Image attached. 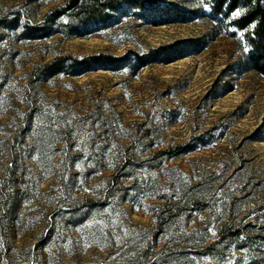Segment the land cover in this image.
Segmentation results:
<instances>
[{"label":"rangeland","instance_id":"obj_1","mask_svg":"<svg viewBox=\"0 0 264 264\" xmlns=\"http://www.w3.org/2000/svg\"><path fill=\"white\" fill-rule=\"evenodd\" d=\"M66 2L0 0V264H264L241 9L115 0L85 20Z\"/></svg>","mask_w":264,"mask_h":264},{"label":"trees","instance_id":"obj_2","mask_svg":"<svg viewBox=\"0 0 264 264\" xmlns=\"http://www.w3.org/2000/svg\"><path fill=\"white\" fill-rule=\"evenodd\" d=\"M114 3L115 0H67L66 5L68 9H72L77 19L98 20L107 16L106 9L113 8ZM136 4L141 5L140 2ZM167 9L170 8L163 7L164 11ZM237 9H241L242 13L234 22L238 29H248L245 37L251 48L245 57V63L264 74V0H213V16L229 15ZM161 21L171 22L175 21V18L165 16ZM137 59L142 64L147 62L140 56ZM58 63L60 61L52 67L51 72L58 67Z\"/></svg>","mask_w":264,"mask_h":264},{"label":"snow or ice","instance_id":"obj_3","mask_svg":"<svg viewBox=\"0 0 264 264\" xmlns=\"http://www.w3.org/2000/svg\"><path fill=\"white\" fill-rule=\"evenodd\" d=\"M234 15L239 16V12H235ZM247 51V49H245Z\"/></svg>","mask_w":264,"mask_h":264}]
</instances>
